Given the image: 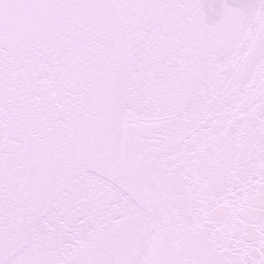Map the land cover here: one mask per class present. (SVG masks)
<instances>
[{"label": "snow or ice", "instance_id": "1", "mask_svg": "<svg viewBox=\"0 0 264 264\" xmlns=\"http://www.w3.org/2000/svg\"><path fill=\"white\" fill-rule=\"evenodd\" d=\"M0 264H264V0H0Z\"/></svg>", "mask_w": 264, "mask_h": 264}]
</instances>
